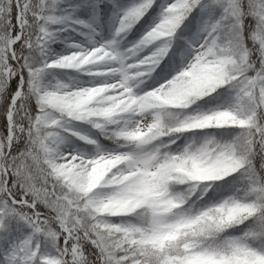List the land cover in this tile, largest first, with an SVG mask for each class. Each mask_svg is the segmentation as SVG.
<instances>
[{"label": "snow or ice", "instance_id": "obj_1", "mask_svg": "<svg viewBox=\"0 0 264 264\" xmlns=\"http://www.w3.org/2000/svg\"><path fill=\"white\" fill-rule=\"evenodd\" d=\"M0 264H264V0H0Z\"/></svg>", "mask_w": 264, "mask_h": 264}]
</instances>
